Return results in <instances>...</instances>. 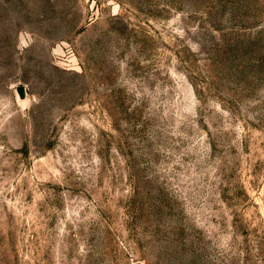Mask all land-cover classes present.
Here are the masks:
<instances>
[{"label": "rangeland", "instance_id": "1", "mask_svg": "<svg viewBox=\"0 0 264 264\" xmlns=\"http://www.w3.org/2000/svg\"><path fill=\"white\" fill-rule=\"evenodd\" d=\"M0 264H264V0H0Z\"/></svg>", "mask_w": 264, "mask_h": 264}]
</instances>
